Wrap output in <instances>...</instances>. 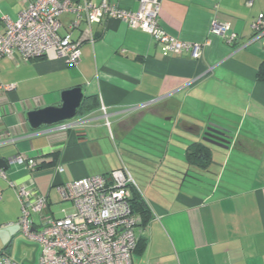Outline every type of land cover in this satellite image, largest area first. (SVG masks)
I'll use <instances>...</instances> for the list:
<instances>
[{"label": "crops", "instance_id": "0c3cea01", "mask_svg": "<svg viewBox=\"0 0 264 264\" xmlns=\"http://www.w3.org/2000/svg\"><path fill=\"white\" fill-rule=\"evenodd\" d=\"M31 1L0 0V11L16 19ZM105 1L124 10L139 4ZM260 12L264 0L249 7L245 0H161V30L203 43L198 59L188 51L164 55L153 36L110 17L92 24L93 38L81 43L75 66L53 52L27 62L2 57L0 84L13 88L0 92V157L7 164L17 154L34 158L36 170L9 164L6 179L0 176V252H9L18 233L20 204L9 180L32 181L47 196L45 214L60 217L71 206L61 204L58 183L108 175L127 168L129 157L148 169L137 175L139 184L127 168L149 211L135 229L134 264H264V79L258 75L264 42H250ZM73 17L60 15V35ZM214 19L230 23L235 43L211 32ZM79 35L73 30L71 38ZM76 86L82 101L95 96L98 107L62 123L29 125L28 111L59 105L61 92ZM209 123L230 134L227 149L202 141ZM193 142L211 153L201 175L205 183L182 182L171 171L187 168L186 148ZM225 152L220 163L216 157ZM212 168L215 181L208 176ZM60 204L56 216L52 209Z\"/></svg>", "mask_w": 264, "mask_h": 264}, {"label": "built area", "instance_id": "2783aa9c", "mask_svg": "<svg viewBox=\"0 0 264 264\" xmlns=\"http://www.w3.org/2000/svg\"><path fill=\"white\" fill-rule=\"evenodd\" d=\"M253 2L245 0L248 7ZM160 4L161 0H139L137 9L124 10L105 0L99 4L86 0H32L16 19L0 11V59L27 62L53 52L64 58L67 65L75 66L81 59V43L93 38L92 24L102 23L104 17L123 21L153 36L164 55L188 51L192 58L198 59L203 43L179 40L161 30ZM65 12L74 17L66 25V34L60 35V15ZM251 28L250 42L259 39L264 42V13H258ZM73 30L80 31L77 39L71 38ZM211 32L228 44L237 40L229 22L214 19ZM12 88V84H0V92ZM101 110L105 116V108ZM9 164L24 166L30 173L36 170L34 158L22 154L13 156ZM55 171L60 173L63 168L57 165ZM0 176L6 179V170L0 169ZM8 185L20 204L18 233L37 245L38 255L35 254L33 264H134L133 254L139 240L135 229L141 216L132 211L130 198L132 190L139 193V188L127 168L58 183L60 201L71 206L70 210H62L60 217L45 214L47 196L32 181L17 184L9 180ZM25 259L30 260L31 254ZM21 260L13 259L10 252H0V264H29Z\"/></svg>", "mask_w": 264, "mask_h": 264}, {"label": "water", "instance_id": "95a60500", "mask_svg": "<svg viewBox=\"0 0 264 264\" xmlns=\"http://www.w3.org/2000/svg\"><path fill=\"white\" fill-rule=\"evenodd\" d=\"M83 98V93L79 86L70 88L68 90H64L61 92V102L59 105H50L43 108L35 109L28 111L26 113V118L29 125L37 129L41 125H54L58 123H62L73 118L76 113L77 109L81 104ZM232 137L228 134L225 130L221 127L209 123L202 136V141L207 144H211L220 148L227 149L231 143ZM186 161V160H185ZM187 168L184 171H180L176 168H171L172 173L175 175H181L182 182L186 181L189 184H198V183H205L204 180L201 178L202 172H207V169H202L196 167L197 170L190 169V164L187 163ZM8 164L7 160L0 157V169H7ZM21 245H25L27 247L33 248L31 252V259H22L20 258L19 254L21 251ZM8 249H13L12 256L13 259L16 261H23L29 264H33L35 260V254L37 251L36 244H27L21 240H17L15 242H10L7 247Z\"/></svg>", "mask_w": 264, "mask_h": 264}, {"label": "trees", "instance_id": "16d2710c", "mask_svg": "<svg viewBox=\"0 0 264 264\" xmlns=\"http://www.w3.org/2000/svg\"><path fill=\"white\" fill-rule=\"evenodd\" d=\"M258 75L259 78L264 79V62L261 65ZM97 107H98V102L96 101L95 96L86 97L85 99H83L80 106L78 107L77 114L82 115ZM185 160L190 165L202 169H207L211 161V153L209 149L205 148L203 144L198 142H193L189 144L186 148ZM130 205L132 211L138 213L141 216L142 224H145L147 219L149 218V213H148L149 211L147 209V205L145 201L141 197L140 193H138L136 190H132Z\"/></svg>", "mask_w": 264, "mask_h": 264}, {"label": "rangeland", "instance_id": "374dc122", "mask_svg": "<svg viewBox=\"0 0 264 264\" xmlns=\"http://www.w3.org/2000/svg\"><path fill=\"white\" fill-rule=\"evenodd\" d=\"M136 139V138H135ZM122 153H124V152H122ZM124 155H125V153H124ZM127 155V154H126ZM128 156H130V155H128ZM130 157H132V156H130ZM128 158V159H127ZM125 157V160H126V164H127V168L128 169H130V171H131V173H132V175H133V177L136 179V182L137 183H139L140 184V179H141V177H139V176H137L139 173H141V175H143V176H146L147 175V172H148V169H146V168H144L143 166H142V163H140V162H138L137 161V163H135V162H133L132 160H130L129 159V157ZM226 152L225 153H223V155L221 156V157H216V159H218V161H220V163L221 162H226ZM132 159V158H131ZM141 167H143V169L141 168ZM215 170H216V168H214ZM212 175H208L209 176V179L211 180V181H215V175H214V171H213V168H212ZM215 173H217V172H215ZM61 204H64L63 202L61 203ZM61 204H60V206H58V207H55V208H53L52 209V211H53V213H54V215H58L59 214V208L61 207ZM65 205L66 206H68V204H66L65 203ZM15 238H16V241L17 240H21V241H23V242H25V243H27V244H31L32 242H30L28 239H26V238H23L21 235H19V233H16V231H15ZM10 253H12L13 252V249H9L8 250ZM31 252H32V248L31 247H27V246H25V245H21V251H20V254H19V256H20V258L21 259H25V258H27V257H29L30 256V254H31ZM37 253V255H38V251L36 252Z\"/></svg>", "mask_w": 264, "mask_h": 264}, {"label": "flooded vegetation", "instance_id": "af4514ba", "mask_svg": "<svg viewBox=\"0 0 264 264\" xmlns=\"http://www.w3.org/2000/svg\"><path fill=\"white\" fill-rule=\"evenodd\" d=\"M32 250H33V248H32Z\"/></svg>", "mask_w": 264, "mask_h": 264}]
</instances>
